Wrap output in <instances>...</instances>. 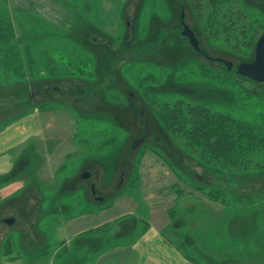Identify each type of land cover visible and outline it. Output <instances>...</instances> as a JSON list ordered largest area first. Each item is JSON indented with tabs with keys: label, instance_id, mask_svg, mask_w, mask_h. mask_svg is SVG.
I'll list each match as a JSON object with an SVG mask.
<instances>
[{
	"label": "rangeland",
	"instance_id": "obj_1",
	"mask_svg": "<svg viewBox=\"0 0 264 264\" xmlns=\"http://www.w3.org/2000/svg\"><path fill=\"white\" fill-rule=\"evenodd\" d=\"M60 1L59 22L0 3L24 55L6 71L0 48V132L24 131L23 120L35 117L34 134L11 153L14 170L0 174V264H104L110 251L133 244L151 224L180 244L195 220L188 210L201 215L197 237L202 202L216 188L227 194L223 212L252 223L237 242L217 234L215 244L201 240L203 248L218 260L264 256V152L246 170L224 168L205 161L164 117L166 105L180 101L263 126L264 84L236 73L254 60L257 43L240 47L243 34L227 30L226 6L215 10L208 0L198 11L193 0ZM235 10L257 25L259 40L264 1L236 0ZM182 20L207 56L234 68L196 52L181 35ZM86 170L88 180L81 178ZM7 217L16 224H4ZM211 223L218 232V222ZM114 254L111 264L125 262V254Z\"/></svg>",
	"mask_w": 264,
	"mask_h": 264
},
{
	"label": "trees",
	"instance_id": "obj_2",
	"mask_svg": "<svg viewBox=\"0 0 264 264\" xmlns=\"http://www.w3.org/2000/svg\"><path fill=\"white\" fill-rule=\"evenodd\" d=\"M193 1L195 3L196 11H198L203 1ZM208 1L211 5H213L215 10L219 9L220 5L226 6L225 9H227L228 19L226 25L227 30L229 32L230 30H237L239 35L243 34L245 43L243 42V44H240L238 41L237 44L240 47L248 45L249 47L247 48H251L255 43H257L256 41H258V38L256 39L255 37L257 35V25L255 26L254 23L249 21L248 16L235 10L236 0ZM0 3L7 5L8 2L0 0ZM235 31L232 32L233 35ZM16 36L17 33L13 20L8 13L0 11V48L4 49L1 62L6 71H11L9 70L10 67L13 68V66H10L12 60L23 59L22 50H19L16 46ZM28 48L30 51L31 48L29 44ZM28 48L26 47L25 50L27 51ZM74 61L78 60L75 59ZM18 66L21 67L20 64ZM239 78L257 86L263 85L253 82L247 78L240 76ZM166 106L164 117L166 118L169 128L185 138L189 147H192L194 150L197 149L198 154L207 162H216L224 166V168H239L246 170L253 161L254 155L259 152H264V125L256 126L247 121L238 120L224 113H215L203 105L199 106L179 101L174 103L172 106ZM263 166L264 165H260L261 168H263ZM226 196L227 194L222 188H216L212 189L211 192L208 193L207 198L211 202L223 205L225 204L224 202L226 201ZM242 218H240V220H244ZM247 229H249V227ZM194 242L195 241L191 237L184 236L179 245L185 252H188V247L194 246ZM192 254L194 256L189 255L188 252V257L195 264H204L211 260L208 257H204L203 260H201L200 258H202V254H199L197 251L192 252ZM258 259L262 260V264H264V256L257 257L249 261L224 258L219 264H246Z\"/></svg>",
	"mask_w": 264,
	"mask_h": 264
},
{
	"label": "crops",
	"instance_id": "obj_3",
	"mask_svg": "<svg viewBox=\"0 0 264 264\" xmlns=\"http://www.w3.org/2000/svg\"><path fill=\"white\" fill-rule=\"evenodd\" d=\"M6 2L11 3L13 2L14 11L18 12L21 9L24 13H28L29 17H37L38 19H41L45 22L53 21L56 22V20L59 22L62 16L60 14L63 13L62 9V2L60 0H24V4L26 2L25 6L17 7V3H15L13 0H5ZM61 2V3H60ZM29 4V6H27ZM18 9V10H17ZM61 12L60 14H58ZM32 14V15H30ZM38 14V15H37ZM62 22V21H61ZM49 25H52L56 28H61L54 23H49ZM35 117L24 119L26 122H22L24 125V131H18L17 126L6 128L5 130L0 132V174L2 173H11L14 170V166H12V152L16 151V148L19 146L25 145L29 140V136L34 128H35ZM37 121V120H36ZM21 124V123H20ZM20 124L18 126H20ZM21 127V126H20ZM19 127V128H20ZM34 127V128H33ZM17 128V129H16ZM22 129V128H21ZM31 133V134H29ZM26 134V135H25ZM11 165V168H10ZM13 167V168H12ZM208 199L204 200L202 203L204 204V216H203V223L200 222L199 226V232L197 237L193 235V228L195 227V224L201 220L199 217V213H195L193 210L189 209L188 214L190 216L194 215L195 220L189 222L191 225L189 226V229L185 230L184 236L191 237L195 242V245L192 247H188L189 255H192V252H199V254H202L201 260H203L204 257H208L211 259L209 262L204 264H219L221 260H218L216 257L212 258L209 256L208 251L203 248L202 241L203 239L204 244L206 246H209L210 240L217 234H221L222 237H228L230 243L237 242L238 235L247 232L248 227L247 224H251V220H248V222H243L244 220H240L238 215H231L230 211L227 209L224 211V205L219 203H214L211 201H207ZM181 208V207H180ZM196 208H194L195 210ZM226 209V208H225ZM199 210V209H198ZM197 210V211H198ZM223 210V211H222ZM184 211H186L184 209ZM187 213V212H186ZM223 219L222 226L220 225L221 218ZM218 222L217 226L221 228L218 230V232L213 231L210 226L212 221ZM262 220L264 221V215H262ZM210 222V224H208ZM241 223L244 229V231L240 232L237 228L238 224ZM223 227L225 229V232L223 231ZM209 231V234L207 232ZM214 233V234H213ZM250 233V232H248ZM198 236L200 238H198ZM202 238V239H201ZM208 239V240H206ZM202 240V241H201ZM212 244L216 243V240L212 239ZM177 241L174 238H171L168 235H165L162 230L156 226L151 224V226L147 227L141 235L138 237V239L131 245L121 246L118 247V249L110 251L108 253V256L106 255L103 260L105 261L104 264L108 261L109 264H111L114 259L115 254L119 253V257L123 256L125 259V262L119 260L118 263L114 262L115 264H195L189 259L188 252H185L184 249L180 247ZM223 241H221L222 243ZM247 244L252 243L250 240H246ZM187 253V254H186ZM118 255V254H117ZM225 258V257H224ZM223 258V259H224ZM222 259V260H223ZM112 261V262H111Z\"/></svg>",
	"mask_w": 264,
	"mask_h": 264
},
{
	"label": "water",
	"instance_id": "obj_4",
	"mask_svg": "<svg viewBox=\"0 0 264 264\" xmlns=\"http://www.w3.org/2000/svg\"><path fill=\"white\" fill-rule=\"evenodd\" d=\"M264 1V0H261ZM184 18V15L182 16ZM182 24L184 27V31L182 32L183 37H187L189 39L190 45L192 48L198 52L199 54L203 55L204 57L209 58L205 55V53L200 48L199 40L197 39L195 33L184 23L182 20ZM212 60V59H211ZM216 62L223 63L229 71L234 68V64L230 61L223 60V59H214ZM237 75L247 78L253 82L264 84V33L258 40L255 48V57L254 60L250 63H241L236 69ZM151 123H146V136H151ZM145 142V138H141L134 142L132 146V150H135L138 146ZM91 174L89 172H84L81 175V178L84 180L90 179ZM203 179V178H201ZM100 199V198H99ZM5 224L8 226H13L16 223L15 218H8L4 221Z\"/></svg>",
	"mask_w": 264,
	"mask_h": 264
},
{
	"label": "flooded vegetation",
	"instance_id": "obj_5",
	"mask_svg": "<svg viewBox=\"0 0 264 264\" xmlns=\"http://www.w3.org/2000/svg\"><path fill=\"white\" fill-rule=\"evenodd\" d=\"M182 16H183V15H182ZM182 26H183V24H182ZM183 31H184V27H183ZM183 31H182V32H183ZM181 35H182V33H181ZM188 40H189V39H188ZM202 51H203V50H202ZM204 53H205V52H204ZM205 55H206V53H205ZM206 56H207V55H206ZM208 57L212 59V60H211V59H208V58H207V59L210 60V61H214V59H215V58H212V57H210V56H208ZM205 58H206V57H205ZM215 62H216V61H215ZM226 68H227V67H226ZM57 90H58V89H57ZM142 138H144V137H142ZM85 172H89V173H90L89 170H86ZM91 191H92V194L95 195V187H94V186H92ZM95 199H96V200H99V198H95ZM28 201H29L30 205H32L33 198H32L31 200L29 199ZM28 201H27V202H28ZM27 204H28V203H27ZM28 207L31 208V206H29V205H28ZM8 218H9V217H7V218H3V219H2V222L4 223V221H5L6 219H8ZM15 219H16V218H15ZM4 224H5V223H4ZM15 224H16V223H15Z\"/></svg>",
	"mask_w": 264,
	"mask_h": 264
}]
</instances>
